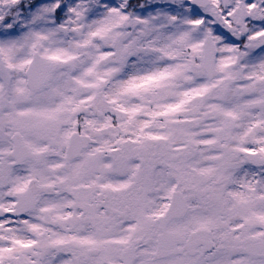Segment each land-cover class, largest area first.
Masks as SVG:
<instances>
[{
	"label": "snow or ice",
	"instance_id": "6c2138e0",
	"mask_svg": "<svg viewBox=\"0 0 264 264\" xmlns=\"http://www.w3.org/2000/svg\"><path fill=\"white\" fill-rule=\"evenodd\" d=\"M0 264H264V0H0Z\"/></svg>",
	"mask_w": 264,
	"mask_h": 264
}]
</instances>
